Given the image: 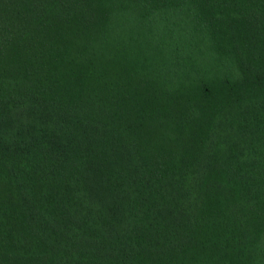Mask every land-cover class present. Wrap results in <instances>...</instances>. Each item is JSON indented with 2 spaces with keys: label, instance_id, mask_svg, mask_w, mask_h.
<instances>
[{
  "label": "trees",
  "instance_id": "obj_1",
  "mask_svg": "<svg viewBox=\"0 0 264 264\" xmlns=\"http://www.w3.org/2000/svg\"><path fill=\"white\" fill-rule=\"evenodd\" d=\"M0 264H264V0H0Z\"/></svg>",
  "mask_w": 264,
  "mask_h": 264
},
{
  "label": "rangeland",
  "instance_id": "obj_2",
  "mask_svg": "<svg viewBox=\"0 0 264 264\" xmlns=\"http://www.w3.org/2000/svg\"><path fill=\"white\" fill-rule=\"evenodd\" d=\"M221 71L222 72L219 75L223 79V82L229 83L230 81L237 80L241 77L240 70L236 66L232 65L231 62L230 64L226 63L225 66L221 68Z\"/></svg>",
  "mask_w": 264,
  "mask_h": 264
}]
</instances>
